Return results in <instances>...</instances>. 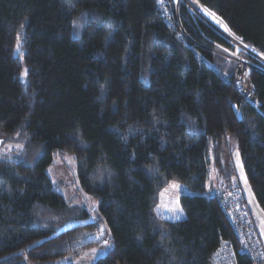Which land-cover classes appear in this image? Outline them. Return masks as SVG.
Masks as SVG:
<instances>
[{
    "label": "trees",
    "instance_id": "16d2710c",
    "mask_svg": "<svg viewBox=\"0 0 264 264\" xmlns=\"http://www.w3.org/2000/svg\"><path fill=\"white\" fill-rule=\"evenodd\" d=\"M198 2L264 57V0ZM215 43L235 50L172 0H0V147L22 146L0 157V264L104 240L92 264H208L222 239L249 264L212 191L242 189L237 153L264 213V63L235 50L257 109ZM66 154L96 206L69 205L51 182ZM170 181L187 188L174 221L154 211Z\"/></svg>",
    "mask_w": 264,
    "mask_h": 264
},
{
    "label": "built area",
    "instance_id": "2783aa9c",
    "mask_svg": "<svg viewBox=\"0 0 264 264\" xmlns=\"http://www.w3.org/2000/svg\"><path fill=\"white\" fill-rule=\"evenodd\" d=\"M172 1L176 6L179 3H185L196 15L204 13L206 17L209 16L205 12V9L207 8L200 4L198 0H194L192 3L188 0ZM196 7H198V9H196ZM208 12L212 13L209 10ZM215 17L219 19L218 21H221V23L225 25L221 18L216 15ZM165 20L168 26H174L173 21L170 20L169 17L165 18ZM216 30L220 32L218 29ZM178 33L184 36L182 27H179ZM227 33L229 35H227L226 38L234 44V46L238 45L239 49L244 51L246 50L247 52H252L253 50L256 51L253 47L244 43L241 39H236L238 36H236L232 31L229 30ZM215 45L221 49L220 53L226 59L233 60L235 62L233 77L238 91L247 101L255 103V87L249 78V69L252 66L250 61L237 55L235 50L233 51L231 49H227L216 43ZM259 56L256 57L260 59L261 57ZM261 59L264 61V58ZM245 73H247L246 76ZM212 194L217 197L220 210L238 242V249L242 250L243 255L247 258L249 264H264V244L253 222L252 213L245 201L242 189L240 187H234L229 190L212 191ZM208 264H238L236 252L232 244L227 240H220L218 246L211 254Z\"/></svg>",
    "mask_w": 264,
    "mask_h": 264
},
{
    "label": "rangeland",
    "instance_id": "374dc122",
    "mask_svg": "<svg viewBox=\"0 0 264 264\" xmlns=\"http://www.w3.org/2000/svg\"><path fill=\"white\" fill-rule=\"evenodd\" d=\"M190 3L194 2V0H188ZM198 9V7H196ZM205 23L213 27L215 30L218 29L221 34L226 40H228L226 37L229 35L225 30L221 21L219 23H216L213 19H211L210 16H207L204 13H201L198 15ZM216 20H219L216 18ZM225 26V25H224ZM217 31V30H216ZM234 45V44H233ZM235 50L238 52H246L249 55L256 57L259 56L256 51L247 52L246 50H242L238 48L237 46H234ZM236 52V51H235ZM256 55V56H255ZM261 58H264L262 56H259ZM258 58V57H256ZM259 59V58H258ZM261 62L264 63L262 59H259ZM252 64V63H251ZM2 143V142H1ZM0 143V146H1ZM11 146V150L16 148L17 145L11 144V143H5L2 147H0V157L5 155L6 153H10V151H7L8 146ZM18 148V147H17ZM235 154L234 162L236 171L238 174V184L242 187L244 190V195L247 201V204L251 210L252 213V219L255 218V223L260 230V235L263 237L264 241V213L259 208L258 204L256 203L254 196L252 194V191L250 190L248 181L246 179V176L243 172V169L240 164L239 156L237 153ZM67 157V159H66ZM48 175L50 177V180L52 183L55 184L56 190L62 195L64 201L68 203L71 206H79V207H87L91 208L92 206H96V203L90 198L85 197V193L81 190L76 178V161L73 158V156L66 154L62 156H57L54 158L53 163L48 169ZM246 181V182H245ZM172 185H179V188H173ZM187 191V188L180 183H177L175 181H170L167 183L165 187H163L160 192L158 193V200L154 207V211L156 215L160 218H165L168 220H177L174 219V213L170 211V209L177 206L178 201V207H180L178 197L180 194ZM181 208V207H180ZM93 211L91 210V214ZM184 216V213L182 212L181 217ZM95 217V216H94ZM96 218V217H95ZM102 226L100 225V228ZM97 233L92 235L89 238V242H99L104 238V235L98 240L96 239ZM84 240H81V243ZM103 251H99L98 254L93 257L91 250L92 249H102ZM107 248H104L103 245L97 246V245H86L82 247L77 254L74 255H68L65 257L58 258L54 261H44V262H30V261H23V264H92L98 257L105 254Z\"/></svg>",
    "mask_w": 264,
    "mask_h": 264
},
{
    "label": "snow or ice",
    "instance_id": "6c2138e0",
    "mask_svg": "<svg viewBox=\"0 0 264 264\" xmlns=\"http://www.w3.org/2000/svg\"><path fill=\"white\" fill-rule=\"evenodd\" d=\"M205 12H206V14H208V15L211 17V19H213L216 23H219V21L216 20L215 14H213V13H209L207 9H205ZM72 23H73L74 26H77V22H76V21H73ZM221 26L224 27V30H225L226 32L229 31V29H227L226 26H224V25H221ZM236 39L239 40L240 38H239V37H236ZM19 47H20V43H19V36H18V37H17V50H19ZM22 75H24V76L27 75V69H25V71H24V73H23ZM246 75H247V73H245V76H246ZM17 135H19V133H17ZM17 147L19 148V147H22V146L17 145ZM10 150H11V146L9 145L7 151H10ZM66 159H67V157H66ZM245 182H246V181H245ZM172 187H173V188H179V185H172ZM85 197H87V194H85ZM170 211H172V212L174 213L173 218L178 220V219L181 218V214H182V212H183V209L180 208V207H178V201H177V206L174 207V208H172V209H170ZM93 219H95V218L93 217ZM104 233H105V229H104V228H100V230H99V232H98V234H97V236H96V239L99 240V239L104 235ZM85 235H88V234H85ZM103 247H104V248L109 247V242H108V240H104V241H103ZM99 251H103V248L100 249V250H98V249H92V250H91V253H92L93 257H95V256L98 254Z\"/></svg>",
    "mask_w": 264,
    "mask_h": 264
},
{
    "label": "water",
    "instance_id": "95a60500",
    "mask_svg": "<svg viewBox=\"0 0 264 264\" xmlns=\"http://www.w3.org/2000/svg\"><path fill=\"white\" fill-rule=\"evenodd\" d=\"M261 59V58H260ZM263 60V59H262ZM253 104V106H255L257 109H259V103L256 101L255 103H252ZM233 109H234V111L236 112V116H237V118L238 119H241V115H240V111L239 110H237V107L234 105L233 106ZM262 113V112H261ZM263 115H264V113H262ZM237 253L238 254H243V252H242V250H238L237 251Z\"/></svg>",
    "mask_w": 264,
    "mask_h": 264
},
{
    "label": "crops",
    "instance_id": "0c3cea01",
    "mask_svg": "<svg viewBox=\"0 0 264 264\" xmlns=\"http://www.w3.org/2000/svg\"><path fill=\"white\" fill-rule=\"evenodd\" d=\"M253 216V215H252ZM182 218V217H181ZM253 222H254V224H255V226H256V228H257V230H258V232H259V234H261L260 233V230L258 229V227H257V225H256V223H255V218L253 217ZM261 236V239H262V241H263V237H262V235H260ZM263 244H264V241H263Z\"/></svg>",
    "mask_w": 264,
    "mask_h": 264
},
{
    "label": "clouds",
    "instance_id": "9594fccd",
    "mask_svg": "<svg viewBox=\"0 0 264 264\" xmlns=\"http://www.w3.org/2000/svg\"><path fill=\"white\" fill-rule=\"evenodd\" d=\"M225 24V23H224ZM227 27V26H226ZM252 104V103H251Z\"/></svg>",
    "mask_w": 264,
    "mask_h": 264
}]
</instances>
